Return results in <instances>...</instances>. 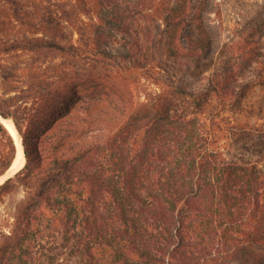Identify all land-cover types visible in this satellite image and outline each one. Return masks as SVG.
I'll return each mask as SVG.
<instances>
[{"label":"trees","instance_id":"obj_1","mask_svg":"<svg viewBox=\"0 0 264 264\" xmlns=\"http://www.w3.org/2000/svg\"><path fill=\"white\" fill-rule=\"evenodd\" d=\"M91 1L77 0V10L91 14ZM192 3L102 0L127 48L118 55L103 48L102 36L83 32L87 23L77 24L75 8L0 0V15L12 10L15 22L0 21V68L6 80H22L28 95L0 101L26 157L0 195L20 185L39 193L1 239L0 264L32 256L56 225L79 264H264V167L244 154L227 156L221 146L224 130L232 146L242 129H259L238 116L247 96L234 90L238 61L231 56L224 68L202 74L208 81L200 88L174 80L176 66L191 71L213 56L205 8ZM68 24L80 38L69 40ZM11 52H54L71 62L54 67L53 87L43 63L8 67ZM142 72L157 75L169 92L137 104L115 91L113 76L134 82ZM105 100L111 107H87L93 119L78 116L79 103ZM0 141L2 176L18 144L1 118Z\"/></svg>","mask_w":264,"mask_h":264},{"label":"rangeland","instance_id":"obj_2","mask_svg":"<svg viewBox=\"0 0 264 264\" xmlns=\"http://www.w3.org/2000/svg\"><path fill=\"white\" fill-rule=\"evenodd\" d=\"M45 1H50L54 7L66 8L67 11H73L75 8L74 15L78 18V20L76 19L77 24L87 23V25L82 26L83 32L87 34L94 32L102 36L100 44L115 54L120 55L127 52L124 42L120 41L122 35L114 27L113 22H108L109 8L107 4H102V0H93L90 4L88 3L92 8L91 14L79 12L77 0H43V2ZM179 1L169 0L172 7H177ZM195 2L202 4L205 8L202 16L203 22L208 27L214 41L213 56L209 60L204 59V62H197L191 71L185 70V68L179 69L176 66L174 68V80L178 84H186L190 88H200L208 81L207 78H201L202 74L209 76L216 69L224 68L229 63L231 56L233 61L237 60L240 76L235 81L232 80L234 90L247 92V96L242 100L243 109L238 116L242 122H248V129H251L253 125L259 129H242L244 137L242 136L239 144L235 142L232 146L226 143L229 142L227 137L229 134L232 136V134L229 130H224L222 133L226 132V134L221 139L222 150L227 156L236 157L244 154L254 162L258 159L257 164L264 167V0H193L192 5ZM12 14V10L3 12L0 15V21H5L10 27H13L15 22ZM66 30L69 40L80 38L79 32H75L70 24ZM13 53L5 56V58L7 57L6 61H8L7 65L15 66L18 64L21 66L31 64L34 61L43 63L49 67L46 77L51 78V81L54 82L53 87H56L59 81L55 77L58 73L53 72L54 67L59 66L61 70L66 69L65 65H70L71 62V59L54 52H48L45 55L38 52H26L21 56L13 55ZM9 65L8 67H10ZM221 72L224 75V72ZM156 76L153 74L146 75L142 72L136 81L127 82L116 75L113 76L112 84H114L117 93L128 94L138 104L155 100L156 95L160 92L164 94L169 92L168 90L163 92L164 88L160 86L158 76ZM59 79L62 80V77ZM21 90H27L26 84L22 80H18L17 77L6 80L4 70L0 68V101L2 98L10 99L19 94L28 96ZM31 104L32 102L29 103L30 106H32ZM77 107L80 111L76 113L81 119L87 120L89 118L91 120L92 115L88 114L87 107L92 108L95 113L99 109L111 107V104L106 100L99 103L83 101ZM226 113L231 115L229 111ZM105 122L108 123L107 118H105ZM222 124L224 126V122ZM17 131L16 129L17 134H12L18 144V153L20 150L22 154L18 162L15 163L17 154L14 164L5 174L0 176V185L14 176L26 164L23 137ZM247 133L248 135H246ZM3 148L4 144L0 141V155ZM38 195L36 185H20L18 188L0 195V241L6 234L13 231L21 216L20 209H24L31 198ZM56 226V228L44 233V245L35 247L33 255H29L30 257L15 259V264H79V256L73 255L70 248L64 244L63 228L59 225Z\"/></svg>","mask_w":264,"mask_h":264},{"label":"bare ground","instance_id":"obj_3","mask_svg":"<svg viewBox=\"0 0 264 264\" xmlns=\"http://www.w3.org/2000/svg\"><path fill=\"white\" fill-rule=\"evenodd\" d=\"M2 120H4L5 124L7 125V127L10 129V131H11L14 135L17 134V133H16L15 125H14V123H13L11 120H9V119H2ZM18 141H19V140H18ZM19 143H20V141H19ZM21 154H22V153H21V151L19 150L18 157H17L15 163L18 162V160H19Z\"/></svg>","mask_w":264,"mask_h":264},{"label":"water","instance_id":"obj_4","mask_svg":"<svg viewBox=\"0 0 264 264\" xmlns=\"http://www.w3.org/2000/svg\"><path fill=\"white\" fill-rule=\"evenodd\" d=\"M0 118L1 119H9V120H11L13 123H14V121L12 120V119H10V118H6V117H4L1 113H0ZM14 125H15V123H14ZM16 127V126H15ZM17 129V128H16ZM18 132V131H17ZM24 152V151H23Z\"/></svg>","mask_w":264,"mask_h":264}]
</instances>
